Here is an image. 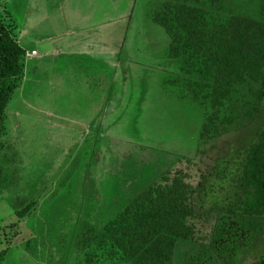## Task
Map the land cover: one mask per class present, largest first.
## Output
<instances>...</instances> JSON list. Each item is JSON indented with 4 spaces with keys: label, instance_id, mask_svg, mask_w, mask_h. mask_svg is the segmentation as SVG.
<instances>
[{
    "label": "rangeland",
    "instance_id": "rangeland-1",
    "mask_svg": "<svg viewBox=\"0 0 264 264\" xmlns=\"http://www.w3.org/2000/svg\"><path fill=\"white\" fill-rule=\"evenodd\" d=\"M67 1L0 0L9 9L17 26L15 34L25 41L24 46L34 42L40 48L34 37L67 35L64 24L73 21L83 26L76 36L90 34L105 44H93L88 56L79 54L80 50L76 52L78 56L59 54L56 62L47 58L50 64L40 69L33 64L28 66V62H34L36 51L26 58L24 78L7 105L6 132L0 137L3 177L9 181L16 174L0 188V251L7 250L1 264H86L87 251L77 252L72 244L77 228L70 227L60 243L59 232H47V227L54 225L53 220H75L70 207L61 203L60 211L56 212L58 205L51 202L61 191L64 196L78 195L74 190L80 188L77 184L80 176L89 185L90 179L93 183L100 182L99 190L106 195L105 189L119 181L125 196L141 191L161 174L170 178L180 169L192 185L201 182L200 175L210 174L208 182L216 185L217 194L218 186L224 183L225 187L227 181L221 184L215 178V182L214 175L209 173L211 164L218 163L224 172L233 171L231 161L236 155L233 148L240 144L236 140L241 132L236 130L214 140V148L199 143L202 114L189 96L180 95L179 83H172L182 75L178 69L180 61L167 57L169 36L162 35V30L150 22L153 7L159 1L92 0V6L88 0H69L81 3L78 22L67 15ZM58 4L60 11L56 10ZM223 7L226 12L220 16L214 11L207 12L214 22L217 16L223 20L230 10L240 13L243 8L255 16L257 0H252L251 5L250 0H227ZM45 16L47 21H42L43 25L26 30L27 20L32 23ZM88 118L93 121H87ZM102 123L104 127L98 130ZM146 133L152 140L148 146L140 138ZM128 144H134L126 149L134 153V160L117 156V148ZM105 148L112 153L99 154ZM200 149L207 150V155ZM186 158L193 162L185 163ZM120 165L129 169L121 176ZM71 181L74 188L67 189L72 191L67 193L66 182ZM40 186L45 188L40 191ZM114 187L118 191V184ZM208 195L205 210L209 209ZM32 200L35 206L31 212L17 217L25 203ZM238 216L242 215H235ZM32 218L37 219L33 223L38 225L34 226L35 231L45 234L46 244L50 240L58 242L49 256L33 247L24 250L21 244L31 236L28 225ZM227 223L244 232L237 237L225 232V236H231L232 246L239 249L235 247L222 254V249L218 248L216 253L208 242L178 240L173 264H252L264 257V218L242 216L239 221ZM241 224H245V229ZM212 225L214 220L210 219L199 225V230L208 233Z\"/></svg>",
    "mask_w": 264,
    "mask_h": 264
},
{
    "label": "trees",
    "instance_id": "trees-1",
    "mask_svg": "<svg viewBox=\"0 0 264 264\" xmlns=\"http://www.w3.org/2000/svg\"><path fill=\"white\" fill-rule=\"evenodd\" d=\"M88 1L94 6L92 0ZM157 1L150 22L162 30V35L169 36L167 57L171 61H180L178 69L182 75L172 83H179L180 95L189 96L203 115L199 143L211 144L208 147L214 148V140L221 135L235 130L241 132L236 140L240 144L233 148V153H236L231 161L233 171L224 172L218 163L211 164L209 173L214 175V180L216 178L221 184L225 179L227 181L225 187L224 183L218 186L217 194L214 193L216 185L208 182L210 174H207L208 177L200 175L201 182L192 185L180 169L170 178L161 174L141 191L125 196L120 191L119 181L105 189L106 195L99 190L100 182L93 183L90 179L89 185L85 177L80 176L77 182L80 188L74 190L79 192L78 195L64 196V191H61L51 202L58 205L56 212L60 211L61 203L70 207L75 220H53L54 225L48 226L47 232H59L61 235L57 240L60 243L62 236L65 239L70 232V227L77 228L72 244L77 252L87 251L84 257L86 264L118 261L128 264H173L178 240L208 242L216 248V253L219 248L222 254H226V251L231 252L236 247L232 246V238L225 236L226 233L235 237L244 233L229 225L228 220L239 221L242 216L264 218V0H257L255 16L247 14L245 8L240 13L230 10L223 20L217 16L216 22L207 12L214 11L218 15L226 12L223 5L227 0ZM67 2L69 7L76 5L79 18L81 3ZM8 11L0 4V137L6 132L7 105L21 85L26 58L32 51L27 53L25 41L15 34L17 26ZM89 118L87 121H93ZM102 124L98 130L104 127ZM98 130L96 134L100 132ZM140 138L146 146L152 141L149 133ZM130 145L134 146L128 144L122 149L117 148V156L134 160V153L126 151L131 148ZM2 146L0 143V151ZM200 152L207 155V150L200 149ZM101 153L109 155L112 152L105 148ZM183 160L185 163L193 162L187 158ZM122 165L118 170L119 176L129 170ZM3 175L0 163V188L16 176L6 181ZM73 184L66 182L65 191L72 186L74 188ZM117 184L118 191L114 187ZM228 185L231 186L228 188ZM102 186L106 185L102 183ZM43 188L40 186L38 190ZM207 194L209 209L205 210ZM50 201L47 203L50 204ZM34 206L33 200L25 203L17 217L27 216ZM238 214L242 216L235 217ZM210 219L214 220V225L209 227L208 233L200 231L199 225ZM35 220H29L31 236L23 239L21 244L24 250L33 247V250L41 249L44 255L49 256L58 242L50 240L46 244L45 234H41V230L35 231L34 226H38L33 224ZM241 225L245 229V224ZM46 248H50L49 252ZM6 253L7 250L0 251V264ZM252 264H264V257Z\"/></svg>",
    "mask_w": 264,
    "mask_h": 264
},
{
    "label": "crops",
    "instance_id": "crops-1",
    "mask_svg": "<svg viewBox=\"0 0 264 264\" xmlns=\"http://www.w3.org/2000/svg\"><path fill=\"white\" fill-rule=\"evenodd\" d=\"M64 1V0H63ZM60 5L54 6V8H56L57 11H60ZM62 6V5H61ZM76 5H68V9H67V15H72L74 17V19L78 22V8H75ZM51 13V12H50ZM49 13V14H50ZM47 16L42 17L41 19H36L34 20L32 23L29 22V20H27L26 22V26H28V28L26 30H36L37 26H39L41 24L42 21H47ZM82 18H80V23H81ZM46 24V22H44ZM79 24V23H78ZM75 21L73 22H66L64 24V26H66V28L68 29L67 31V35L64 36H47L43 35L40 37H34V40L37 42V46L39 45L40 48L36 47V44L33 42H27L26 44V49H27V53L30 52L31 50L36 51V56L34 57V62L33 63H29L28 62V66L30 64H33L35 66V68L40 69V68H44L45 65H49V61H47V58H51L54 62H56V57L59 54H63L64 56H74L77 55L76 52H81L79 54L81 55H86L88 56V52L90 53L92 50V45L93 44H104L100 41H98L99 39H97L96 37L90 35V34H86L83 35L82 37H78L76 36V34L81 30V28H83V26L78 25ZM43 25V23L41 24ZM61 25V24H60ZM49 30V28H48ZM28 32V31H27ZM26 33V32H25ZM23 33V34H25ZM40 33V32H38ZM51 35V34H50ZM56 36V37H55ZM90 43V44H89ZM105 45V44H104ZM65 48H67L66 52H63L65 50ZM83 52V54H82ZM67 54V55H66ZM78 56V55H77ZM31 58V57H30Z\"/></svg>",
    "mask_w": 264,
    "mask_h": 264
},
{
    "label": "built area",
    "instance_id": "built-area-1",
    "mask_svg": "<svg viewBox=\"0 0 264 264\" xmlns=\"http://www.w3.org/2000/svg\"><path fill=\"white\" fill-rule=\"evenodd\" d=\"M31 54H35V51H34V50H32V51H31ZM31 54H29V55H31Z\"/></svg>",
    "mask_w": 264,
    "mask_h": 264
}]
</instances>
